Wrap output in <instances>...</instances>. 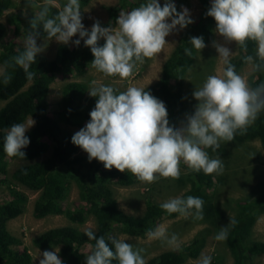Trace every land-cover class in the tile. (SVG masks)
<instances>
[{
    "label": "trees",
    "instance_id": "16d2710c",
    "mask_svg": "<svg viewBox=\"0 0 264 264\" xmlns=\"http://www.w3.org/2000/svg\"><path fill=\"white\" fill-rule=\"evenodd\" d=\"M31 2L34 7L25 16L12 13L8 17V22L14 26L17 36L28 35L31 31L30 20L41 11L43 0ZM57 2L62 7L67 0ZM79 2L81 7L87 5L89 0ZM146 2L147 0H118V6L110 7L108 11L115 22L121 11H131ZM199 2L202 11L199 19L189 24L181 34L178 43L163 63L159 80L144 89L165 104L169 125L175 129L184 111V78L197 51L190 43L191 38L203 37L205 44L214 40L213 29L216 22L214 18L206 15L213 0ZM13 7L14 0H0V18ZM59 10L51 7L49 16L54 17ZM5 31L6 28L0 24V65L2 71L11 76L8 84H4L3 78L0 77V187L5 188L4 195H7L6 198L2 197L3 194L0 196V264H33L32 256L23 246L21 239L7 229L8 222L22 214L23 205L27 200L18 190L19 186L38 193L33 205V216L36 219L65 215L73 224L81 225L89 217H93L95 229L83 231L72 225L55 227L32 239V244L37 249L59 248L58 256L63 264H86V257L95 248V241L89 240L85 235L88 230H93L97 238L103 236L114 251L110 238L117 239L118 234L145 238L147 232L155 230L160 221L180 216L179 213H167L161 209L162 203L150 199L141 216L129 215L122 211L118 207L113 186L129 187L141 181L127 170L120 172L114 167L108 170L102 162L95 159L89 162L87 156L78 154L79 147L72 143L74 134L62 127H85L98 100V97L89 95L86 83L70 81L95 69L91 64L94 56L90 48L84 43L72 47L59 44L53 59L37 54L36 62L29 69L35 76L29 80L24 69L15 65L13 60L24 50V46L14 41L4 42ZM42 39H47V34L41 26L37 40ZM104 43L105 41L98 42L99 46ZM186 48L191 50L190 56L185 54ZM237 48L238 55L230 59L236 72L239 74L244 66L252 64L253 70L248 77L250 87L256 88L264 84V61L257 57V43L247 41V51L238 45ZM248 55L253 56L252 63L245 62L244 57ZM256 65L260 67L257 68ZM61 74L70 80L62 86L60 100L51 112L47 96L50 85ZM29 117L35 124L26 132L30 144L22 149L25 158L9 157L3 150L6 134L4 130L15 123H24ZM233 140L237 143L258 140L264 152V111L258 114L257 119L243 134L238 131ZM49 149L51 155L38 160ZM14 158L27 163L9 174L8 161ZM178 182L188 186L181 197L195 196L203 199V220L213 221L218 213L206 190L214 186V174L205 175L203 171L197 173L189 169ZM72 185L78 191L79 205L74 208L64 207L63 202L68 197ZM235 206L236 212L232 219L235 224L229 223L225 240L232 256V264H254L256 257L264 255V242L255 241L251 237L253 226L264 214V184L253 195L240 200ZM209 234V230L202 231L179 249L163 252L146 264H184L200 254ZM86 247L90 250L85 253L83 250ZM112 264L119 262L113 260Z\"/></svg>",
    "mask_w": 264,
    "mask_h": 264
},
{
    "label": "clouds",
    "instance_id": "9594fccd",
    "mask_svg": "<svg viewBox=\"0 0 264 264\" xmlns=\"http://www.w3.org/2000/svg\"><path fill=\"white\" fill-rule=\"evenodd\" d=\"M51 7L60 9L54 17L49 16ZM206 15L214 18L216 32L226 43L235 42L247 51V41H255L257 57L264 61V0H213ZM191 23L187 8L178 12L171 0H166L163 6L158 0H147L131 11H121L115 28L102 27L97 21L89 32L82 23L79 0H67L62 7L57 0H43L41 11L30 20L31 31L25 38L24 50L13 60L24 69L27 79L34 78L35 73L29 69L36 62L37 54L44 50L37 44L42 26L47 39L55 38L63 44H68L78 34L80 39L73 43L79 46L81 39L84 40L94 56L93 68L105 76L127 80L134 76L137 62L143 63L145 58L151 59L162 52L167 44L165 38L177 26L183 29ZM101 38L105 40L103 46L98 44ZM190 43L199 51L206 46L203 37H192ZM213 46L226 67L222 76L209 75L203 85L196 88L193 96L199 103L194 114L187 117L186 127L170 126L165 104L145 88L130 86L121 92L93 82L88 92L98 100L90 112V121L72 136V143L88 154L89 162L95 159L108 170L113 167L120 172L127 170L146 184L160 178L179 179L181 161L197 173L223 174V161L211 158L205 149L217 150L221 141H232L238 131L243 134L254 123L264 111V84L250 87L230 62L233 52L217 42H213ZM185 54L190 56L191 50L186 48ZM244 59L246 63L254 60L251 55ZM0 77L4 84L11 80L4 71H0ZM34 124L31 118L28 125L15 123L4 130L3 150L9 157L25 158L22 149L30 144L26 132ZM203 205L199 197L178 196L169 198L160 207L169 214L179 213L185 217L194 210L195 219L202 220ZM230 224L235 221L230 219ZM227 234V227H223L215 239L224 241ZM85 235L95 241L86 264H112L113 260L119 264H146L143 248H134L123 239L110 238L113 251L105 238H97L93 230L86 231ZM147 236L179 249L177 235L169 237L164 225L149 230ZM59 251V248L44 251L39 264H63ZM199 264H211V257L202 255Z\"/></svg>",
    "mask_w": 264,
    "mask_h": 264
},
{
    "label": "rangeland",
    "instance_id": "374dc122",
    "mask_svg": "<svg viewBox=\"0 0 264 264\" xmlns=\"http://www.w3.org/2000/svg\"><path fill=\"white\" fill-rule=\"evenodd\" d=\"M158 2L163 6L166 0H158ZM171 2L175 4L178 12L181 11L182 8H187L190 13V18L193 21L199 19L202 12L199 0H171ZM116 6H118V0H89L87 5L80 7L82 23L84 24L85 29L90 32L92 25L97 21L102 27L115 28L117 26V20L114 22L111 19L108 8ZM33 7L31 0H14L13 9L0 18V24L6 28L3 37L4 42L8 43L14 41L16 44L24 46L26 36L16 35L14 26L8 22V17L12 13H20L25 16L33 9ZM123 11L127 12L126 10ZM185 30L186 27L180 29L179 26H177V29L173 30V32L165 38L167 44H165L162 52L151 59L145 58L143 63L137 62L136 68L134 69V76L127 80H122L118 76H105L96 69H91L85 75L71 80L67 79L62 74L58 75L50 85L47 96L49 111L52 112L55 110L56 105L60 100L61 88L69 80L86 83L88 85V90L93 86V82H96L97 86L103 84L115 87L121 92L125 91L130 86L145 89L148 88L159 80L163 63L172 52L178 43V39ZM213 30V42L227 46L231 52H233L230 59L236 57L238 55L237 44L235 42L226 43L224 38L216 32V25H214ZM86 38L87 37H85V39ZM77 39H80L78 34L72 37V40L67 45L70 47L74 46L75 44L73 41ZM102 41L105 40L101 38L98 42ZM213 42L205 44L206 46L202 50L196 51L195 59L185 75L183 86L184 111L177 129L186 127L187 117L193 115L195 112V107L199 103L193 96L196 88H200L209 75H223L225 65L218 57L219 54L213 46ZM80 43H84V40L81 39ZM37 44L44 48V50L38 54L53 59L57 46L63 43L57 42L54 38L52 40H37ZM252 70L253 65L247 64L241 69L239 74L245 77L248 81V77ZM0 71H2L1 65ZM30 120V117L27 118L24 124L28 125ZM32 127H30L29 130ZM62 127L73 134L81 129L79 127L64 125H62ZM205 150L211 158H219L224 164L223 174H214V186L211 189L206 190L207 195L215 205L218 215L213 221H204L203 219L198 220L195 219V212L192 210L193 214L190 216L185 217L180 215L173 219H164L159 222L158 226L164 225L169 237H171L172 234H176L179 247L189 242L202 231H210L206 245L200 254L196 258L186 261L184 264H199L202 255L210 256L211 264H213V262L216 264H232V256L226 241H217L215 237L220 232L221 228L227 227L228 229L230 219H233L236 212V203L253 195L258 188L264 184V152L261 149L258 140L239 143L234 140L230 142L221 141L220 147L217 150L213 151L212 148ZM78 154L88 157V154L80 147ZM50 155L51 150L49 149V151L40 156L38 160L46 159ZM8 163L9 174H12L17 168L27 162L14 158L9 160ZM180 171L181 175L179 179L183 178L189 172L188 166L183 161L180 163ZM179 179L160 178L157 182L152 184L141 182L129 187L113 186L118 207L129 215L137 217L141 216L145 211L149 199L157 203H163L169 198L181 197V195L187 190L188 186L181 185L178 182ZM4 190V187H0V196L3 194L2 197L6 198L7 195H4ZM18 190L27 197V200L23 205L22 214L9 221L7 229L12 235L21 239L23 246L28 249L32 256L33 264H39L40 259H43L42 253L44 251H54L57 249L52 248L49 250H40L33 246L32 239L45 230L68 225L75 226L83 231L87 229H95V221L93 217H89L86 222L81 225L73 224L65 215H51L36 219L33 216V205L38 197V193L32 192L22 186H19ZM78 205V191L76 187L72 185L68 197L63 202V206L74 208ZM251 237L255 241L264 242V214L258 218L253 226ZM117 239L125 240L126 243L132 244L134 248H143L145 251L142 255L146 262L163 252L176 249L161 240H150L148 236L145 238H136L118 234ZM89 250L90 248L86 247L83 251L86 253L89 252ZM254 264H264V255L256 257Z\"/></svg>",
    "mask_w": 264,
    "mask_h": 264
}]
</instances>
